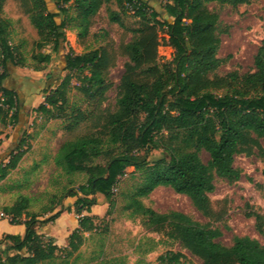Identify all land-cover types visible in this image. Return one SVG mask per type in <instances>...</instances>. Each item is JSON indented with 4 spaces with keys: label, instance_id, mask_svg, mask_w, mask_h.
I'll list each match as a JSON object with an SVG mask.
<instances>
[{
    "label": "trees",
    "instance_id": "1",
    "mask_svg": "<svg viewBox=\"0 0 264 264\" xmlns=\"http://www.w3.org/2000/svg\"><path fill=\"white\" fill-rule=\"evenodd\" d=\"M4 1L0 0V11ZM54 1L56 11L48 9L45 0H32L27 12L38 35L35 47L49 45L57 52L65 42L64 29L68 26L65 4L75 3L78 36L82 37L88 31L90 17L109 0ZM116 1L120 7H134V15L141 22L121 47L127 59L117 86L116 108L96 115V133L64 141L54 156L55 164L66 172H83L87 176L85 182L63 194L74 197L73 212L78 216V225L68 236L67 254L78 249L81 232L93 228L94 215L88 213L97 203L96 194L110 205L118 178L132 167L142 171L143 180L126 208L146 217L153 230H165L201 264H264V245L256 239L233 236L229 246L223 245L216 240L221 234L219 229L178 211L156 212L138 199L157 186H169L176 193L187 195L197 210L209 215L208 193L214 189V175L230 182L237 180L240 172L233 166L236 154H258L264 160L260 144V140L264 141V43L253 57V71L240 74L233 70L218 75L216 70L222 61L216 56L220 42L218 15L206 6L215 1L234 7L250 0H165L162 8L169 19L162 20L160 12L146 0ZM108 16L122 25L116 11L109 10ZM7 27L8 21L0 16V121L18 124V97L5 80L7 65L22 66L23 58L17 47L9 43ZM162 27L167 36L165 44L174 53L170 63L159 66L158 32ZM37 58L49 62L50 54L38 53ZM64 59L68 73L54 88L45 91L43 102L36 107L41 113L51 114V108H61L67 102L72 71L80 73L79 88L89 100L96 96L98 106L104 98V69L109 62L104 47L66 53ZM84 70L87 72L82 74ZM72 119L77 123L82 113ZM24 142L22 138L9 151L6 163L0 165V180L17 166L25 153ZM104 145L111 149H104ZM156 149L160 155L152 158L151 151ZM200 150L209 155L206 163L199 157ZM100 156L104 161L95 162ZM257 186L264 195V184ZM28 206L29 198L21 195L3 207V213L11 215V223L22 225L23 232L0 236V264H38L52 258L56 250H64L35 230L37 225L53 222L64 210L62 206L56 210L48 208L46 216L27 211ZM246 215L254 217L255 226L264 237V214L249 210ZM182 257L179 251H168L157 257L156 264H179Z\"/></svg>",
    "mask_w": 264,
    "mask_h": 264
},
{
    "label": "rangeland",
    "instance_id": "2",
    "mask_svg": "<svg viewBox=\"0 0 264 264\" xmlns=\"http://www.w3.org/2000/svg\"><path fill=\"white\" fill-rule=\"evenodd\" d=\"M45 1L48 9L56 11L54 0ZM146 1L160 12L161 20L169 19L162 8L165 0ZM31 2L32 0H5L0 11V16L8 21L9 43L17 47L23 58L22 66L7 65L8 76L5 83L15 90L24 120L22 124L0 121V165L6 163L9 151L22 138L25 140L22 144L25 149L24 159H20L17 166L0 180V221L11 223V215L4 214L3 207L10 206L19 196L25 195L29 198L27 211L44 213L46 216L48 208L56 210L62 206L65 211L70 208L71 211L68 212L71 213V223L73 218L78 217L73 212L74 197H63V194L66 189L85 182L87 176L83 172L68 173L56 165L55 153L64 141L96 133L98 128L94 125L100 111L115 110L117 86L127 59L121 47L131 39L133 29L139 27L141 22L134 15V7H120L116 0H109L90 17L88 31L81 37L78 36V10L75 3L70 1L65 4L68 8L65 42L57 52H53L49 45L42 48L34 45L38 35L27 12ZM206 6L218 15L220 42L216 56L222 61L216 73L224 75L233 70L240 74L253 71V57L260 44L264 43V0H250L234 7L212 1L207 2ZM109 10L118 13L122 25L109 19ZM56 20L59 21L60 18L57 17ZM166 38L162 27L158 32L159 66L168 64L173 59L174 52L166 46ZM101 47L106 49L109 62L104 69L107 88L98 106L96 96L89 100L79 88L80 73L72 71L66 92L67 102L61 108H51L52 116L36 110L43 102L45 91L54 88L68 73L64 69L66 53H81ZM38 53H49L50 61H38ZM86 72L84 70L82 74ZM79 113H82V119L73 123L72 118ZM260 144L264 148L263 140H260ZM105 146L110 148L104 145V149ZM159 155V149L151 151L152 158ZM199 157L203 163L209 160L205 150H200ZM40 159L42 162H38ZM103 161L102 156L95 159V162ZM233 166L240 172L235 181L230 182L214 175V189L208 193L209 215L197 210L187 195L176 193L169 186H157L147 196L138 199L145 207L156 212L178 211L200 224L219 229L221 234L216 240L223 245L229 246L233 236H248L264 245V237L257 230L254 217L246 215L249 210L264 214V195L257 186L264 184V160L258 154L248 156L240 153L234 155ZM125 171L118 178L110 205L102 196L96 195L104 206L99 216H93V228L81 232L82 242L78 249L67 254V241L71 231L65 246H58L64 250H56L52 258L38 264H156L157 257L168 251L183 253L179 264H201L198 257L182 248L165 230H153L146 217L133 212V208H126L132 197H135L134 193L143 180V174L142 171H134L132 167ZM23 217L24 214L20 219ZM2 248L3 244H0V250ZM8 252L13 253L11 250Z\"/></svg>",
    "mask_w": 264,
    "mask_h": 264
},
{
    "label": "crops",
    "instance_id": "3",
    "mask_svg": "<svg viewBox=\"0 0 264 264\" xmlns=\"http://www.w3.org/2000/svg\"><path fill=\"white\" fill-rule=\"evenodd\" d=\"M22 123H24V120L21 117L19 124H22ZM7 140H10V139H7ZM24 157H25V154L22 156L21 159H24ZM38 162H42L41 159ZM96 200H97V203L91 207V211L88 213L89 215L99 216L101 214L104 204L100 201L99 197L98 198L96 197ZM70 215H71L70 212L63 210L59 214V216L55 218L53 222H50V224L46 223L43 225H37L35 226V230L38 234H42L46 237H50L53 241V244L57 246H65L66 238L68 234L78 225L77 219H74V218H73V222L70 223L69 221L71 219ZM22 232H23L22 225L0 221V236L3 233H20L21 234Z\"/></svg>",
    "mask_w": 264,
    "mask_h": 264
},
{
    "label": "built area",
    "instance_id": "4",
    "mask_svg": "<svg viewBox=\"0 0 264 264\" xmlns=\"http://www.w3.org/2000/svg\"><path fill=\"white\" fill-rule=\"evenodd\" d=\"M115 188H116V187H113V191H115Z\"/></svg>",
    "mask_w": 264,
    "mask_h": 264
}]
</instances>
